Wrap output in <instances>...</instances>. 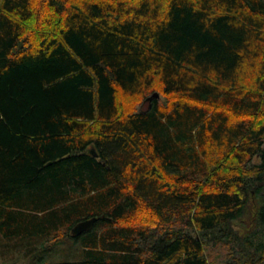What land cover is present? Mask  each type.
Here are the masks:
<instances>
[{
  "label": "trees",
  "instance_id": "16d2710c",
  "mask_svg": "<svg viewBox=\"0 0 264 264\" xmlns=\"http://www.w3.org/2000/svg\"><path fill=\"white\" fill-rule=\"evenodd\" d=\"M263 233L264 0H0V246L264 264Z\"/></svg>",
  "mask_w": 264,
  "mask_h": 264
},
{
  "label": "rangeland",
  "instance_id": "374dc122",
  "mask_svg": "<svg viewBox=\"0 0 264 264\" xmlns=\"http://www.w3.org/2000/svg\"><path fill=\"white\" fill-rule=\"evenodd\" d=\"M222 153L223 151L220 148H211L210 155L208 156V158L211 161L214 160V158H217L218 160L222 156ZM257 201L259 204L260 199L257 198ZM255 210H257V205L256 204L254 205L253 203L250 204V207L246 209V213L242 216V218L237 219L234 222L235 228H237L239 231H245L246 228L253 227L254 224H253V221L251 222V218L254 215ZM261 241H264V239ZM12 244H13V241H11L9 245L0 246V250H1L0 251V264H31L33 257H35V255L36 257L38 256L42 257V261H44V263L46 261L47 263L59 262V261H69V260L71 261V260H75L78 258L75 254L76 251L71 250L73 246L71 241L66 242L65 240L63 243L53 248V246L55 245L54 244L53 246H50L53 249L50 248L52 251L48 250L49 252L43 251L44 247L48 246V243H46L45 241H42L39 244H37L39 252H37V254L35 255H34L35 251L32 253V252H29V250L22 248V247L20 249L18 247H13L14 245ZM205 253H206L209 264H227L229 255H228V248L226 246L222 244L212 245V242H207Z\"/></svg>",
  "mask_w": 264,
  "mask_h": 264
},
{
  "label": "water",
  "instance_id": "95a60500",
  "mask_svg": "<svg viewBox=\"0 0 264 264\" xmlns=\"http://www.w3.org/2000/svg\"><path fill=\"white\" fill-rule=\"evenodd\" d=\"M153 98H158V93H154L153 95H151L150 97H148V100H152ZM91 153L93 155H95L96 153L91 150ZM96 220L95 217H92L90 219H86V220H82L77 222L72 228H71V235L76 236L79 235L81 233H83L84 231L88 230L92 224L94 223V221Z\"/></svg>",
  "mask_w": 264,
  "mask_h": 264
}]
</instances>
